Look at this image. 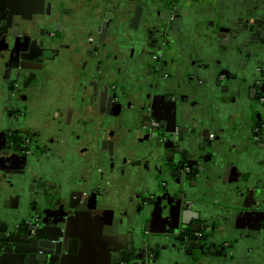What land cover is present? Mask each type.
<instances>
[{
  "label": "flooded vegetation",
  "instance_id": "1",
  "mask_svg": "<svg viewBox=\"0 0 264 264\" xmlns=\"http://www.w3.org/2000/svg\"><path fill=\"white\" fill-rule=\"evenodd\" d=\"M75 1L78 4L80 1L94 2L41 0L40 5L38 2L28 26V35L25 36L28 43L23 47L28 58L7 57L0 66V259L2 247L13 244V240H20L19 231L36 232L39 238L44 237L45 231L50 238L63 241L66 237L70 241L68 229L75 223L73 211L80 210L83 203L97 192L101 208L112 210V201L102 189L103 185L110 186L111 181H104L102 175H108L111 169L117 170L120 165L115 162H118L123 163V167L128 166L131 175L139 163L146 169L143 189H139L142 192L139 211L143 216L140 218L145 221L146 231L143 234L148 240L147 247L142 239L140 242L146 249L145 254H141L142 264L146 257L149 264H201L199 262L205 260L235 261L240 264L248 260V264H264V243L259 232L255 233L252 243L248 239H241L240 235L233 237L231 231L224 229L227 224H231L234 216L220 212L219 208L223 207L232 213H246L242 209L245 204H241L231 193H238L235 191H241L246 185H253L249 183L250 180L245 181V178L240 181V176L243 177L247 169L240 167L242 173L237 170L238 176L236 173L231 175L229 165L224 167L214 160L215 155H218L215 154L216 147L209 146L208 141L214 113L204 114L196 107L201 88L208 83L205 78L211 79L212 72H208V76L199 71L194 73L193 67H209L211 70L213 67H223L214 63L211 49L208 50L214 46H209L213 43L212 38L218 35L215 31L212 33L218 23L213 21V16L208 15L213 14L211 6L215 3L220 5V0L97 2L93 6L106 22L102 26L101 36L92 44L87 54L82 56L88 58V62L79 61L80 81L77 85L76 110L82 104L91 106L92 102H96L95 105H98L104 118L100 122H87L82 114L79 118L67 114L62 125L58 119L60 115L56 112L46 115L48 119L39 123L33 114L30 118L35 122L30 124V106L24 98L25 88L38 101L43 97L39 90L46 88L48 83L57 81L58 73L54 72L50 62L62 59L63 64L66 63L61 52L69 50L68 45L64 44L68 27L64 25L62 18L66 14L74 15L65 6ZM201 2L210 7L197 6L196 3L199 5ZM185 14L190 23L185 22ZM206 15L210 19L206 18L205 21L203 17ZM88 17L91 18V14L86 18ZM142 21L147 22L146 27L140 25ZM57 28L60 30L56 35L53 32ZM189 28L194 33L200 30L205 35L204 43L198 46L202 48L196 59L190 57L191 51L187 53V45L195 43L189 36ZM16 33L18 34L16 30L11 31L12 35ZM37 41L42 48L31 45ZM224 42L232 44L229 39ZM53 51L56 53L54 56ZM47 57L49 59L44 60ZM41 61L43 68L36 67L34 63L39 64ZM239 66L250 67L249 59H240ZM165 67H170L172 73ZM179 67H189L187 78H178L176 73H179ZM251 76V82L255 83L251 86L253 88L249 90V95L258 105L257 109L264 108L263 79L260 81L261 76L255 73ZM212 82L214 85H221L218 81ZM85 85L93 88L92 102L87 98L81 102ZM217 89L218 94L223 95L221 89ZM235 107L231 106L233 110ZM180 113L182 119L179 122ZM227 117L228 115L221 116L222 119ZM261 124L263 123L257 121V127ZM68 126L73 128L70 134ZM228 127L230 128L229 125ZM130 143L137 144L134 146ZM119 145L121 150L116 153ZM148 146H151V150L147 153L146 160V156L142 155ZM132 150H137L135 157L124 156V153ZM158 150L163 168L162 175L155 179L150 168L153 155ZM90 153L94 157L99 156L100 168L92 173L93 187L85 188V180L80 182V179L76 180L73 176L78 174L79 155L92 165L93 160L88 156ZM109 153H116L111 157L115 156L114 162L109 161ZM60 155L66 157L62 167L58 163ZM109 163L111 166H108ZM162 178L164 180H160ZM218 178L225 183L223 192L205 190V185L215 184ZM93 189L97 192L94 193ZM79 191L82 193L81 198L73 197ZM71 197V208L58 213L62 204L67 206ZM257 202L264 204L260 198ZM163 206L166 207L164 217L161 216ZM85 211L92 212V209ZM95 214L92 217L86 214L91 221L81 218L83 222L91 224L92 229L94 225L106 222L96 218ZM120 215V223L124 218V223L128 221L124 214ZM244 216L245 214L242 215L244 220L249 218L248 214L247 217ZM5 218L15 225V229L10 228L12 231H8L12 232L7 235L10 236L9 243L2 239L3 231L7 229L2 226ZM150 218L154 223H150ZM136 224L134 221L133 225ZM153 230L161 233L152 234L150 236L154 239H149L151 237L148 233ZM260 234L263 236L261 232ZM158 245L160 248L156 249ZM59 256H62L61 264L69 262L63 258L62 252L55 258ZM122 262L128 264V259L124 258Z\"/></svg>",
  "mask_w": 264,
  "mask_h": 264
},
{
  "label": "crops",
  "instance_id": "2",
  "mask_svg": "<svg viewBox=\"0 0 264 264\" xmlns=\"http://www.w3.org/2000/svg\"><path fill=\"white\" fill-rule=\"evenodd\" d=\"M38 2L40 5L41 0L30 2H28V0H21V7L18 12L19 16L18 18L15 16L14 24L7 25L6 21L0 23V26L4 27L3 29L1 28L2 31L0 32V66L5 63L7 57L28 58L26 53L23 52V47L28 43L25 41L27 39L25 36L28 35V30L30 29L28 26L31 24L33 18L32 11L37 7ZM97 2L100 3L103 1L94 0V2L85 1L84 3L80 1L79 4L75 1V3L65 6L68 7L70 11L74 12V15L70 16V14H66L62 18L64 25H67L68 27V33L66 34V41H68H65L64 44L68 45L69 50L61 52L66 58V63L65 67H62V69L57 72L58 76L56 82L60 83L62 89L60 90L61 97L58 101V108H52L51 110L49 107L44 106L42 102L44 98L40 97L38 99L39 103L38 101L37 103L35 102L37 106L35 107L34 114L36 121H38L37 123L40 121H46L48 119L46 115H48L50 111H52V115L56 112L59 113L60 117L58 119L61 120L62 125L66 121L65 118L67 114H70V117L76 116L77 118L82 114L87 122H93L94 120L100 122L104 118L98 105H95L96 102H92L93 99H91V96L93 94V88L91 85H85L87 88L84 86L83 94L81 95V102L87 98L92 102V105L88 106L85 104L86 106H83L82 104V106H79V110H76L78 108L77 85L80 81V67H78L79 61L88 62V58L82 56L87 54L88 50L93 46L92 44H94V42L101 36L103 33L102 26L104 27L106 22L105 19H102L101 15L97 14L98 10L93 6L97 4ZM11 4V0H0L1 14L5 11V7ZM196 4L197 6L201 5L203 8L210 7L205 2H201L199 5L198 3ZM100 5L103 6V4ZM211 8H213V14L208 16H213V21H216L218 26L222 29L219 30L218 26L212 29V33L215 31L218 35L212 38L214 44H209V46H214L208 50L210 51L211 49L214 63L223 67H213L212 70L209 67H193L194 73L199 71L203 75L206 73L208 76V72H212L211 79L208 77L205 78L206 83H208L201 88V95L199 100H197L198 104L196 107L204 114H207L208 112L214 113L213 117L210 114V117H212L213 120L211 121L212 129H209L211 132L208 134V141H210L209 146L216 147L215 154H218L217 156L215 155L214 160L220 165L223 164L224 167L229 165L231 175H235V173L237 175V170H239L240 167L247 169L243 177L240 176V181L245 178V181L250 180L251 182L249 181V183H252L253 185L252 187L251 185H246L241 191L237 188L241 193L239 191L235 192H238L239 194L231 193L235 199L241 202V204H245L242 209L246 213H232L230 210L223 207L219 208V211L224 212L226 215L234 216L231 218V224L229 223L224 227L227 232L231 231L230 233L233 237L240 235L241 239H248V241L251 242L255 238V233L259 232V235L263 238L261 240L264 243V204L257 202L259 198L264 202V143L258 142L260 141V135L264 136V108L261 107L260 109H257L258 105L254 103V100H252L249 95L253 88L251 86L255 83V81L251 82L252 74L254 75L255 73L260 75V81L263 79L262 82L264 83V0H220V5L215 3ZM89 14H91V18H86ZM126 16L129 17V15ZM183 18L185 19V22H189L187 14H185ZM206 18L210 19L207 15L203 17L205 21L207 20ZM77 22H80V24ZM140 25L146 27L147 22L142 21L140 22ZM204 25L205 24H203V26ZM58 29L59 28L53 33H56L57 35L60 30ZM12 30H16L18 34L16 33L15 35H12ZM190 30L191 28H189V36H191V40L199 44L197 45L193 43L187 45V53L191 51L190 57L192 56L196 59L198 57V52L202 48L198 46H200V43L205 39V35L204 32H201L200 30L196 33ZM228 39L232 41L231 45L224 42L225 40L228 41ZM31 45L36 48H42L38 41ZM88 47L90 48L88 49ZM204 48L205 47L203 46V49ZM243 58L249 59L251 64L250 67L239 66V60ZM244 61L246 62L245 59ZM261 62L262 64H260ZM199 63H201V61H199ZM230 65L231 67H229ZM165 68L172 73L170 67ZM178 70L179 73L176 74L180 80L188 77L187 73L189 72V67H179ZM212 80L215 81V83L218 81L221 85H214ZM217 88L221 89L223 95L218 94L219 90ZM222 88L225 90L222 91ZM39 91L44 94L47 91V88H41ZM139 101L141 100H138V102ZM232 105L236 106L234 110L231 108ZM176 106L177 109H179V105L176 104ZM205 107L207 109H205ZM148 114H150V108H148ZM179 115L178 120L180 119L181 121L182 115L181 113ZM224 115H228V117L222 119L221 116L223 117ZM257 121L263 124H261L260 127H257ZM72 131L73 128L69 127L68 133L70 134ZM69 134L67 135L66 140ZM130 144L135 146L137 143ZM118 147L119 148L117 149L119 150H116V153L121 150L120 145ZM150 147L151 146L146 147L145 154L142 155V157L146 156V160L147 153L151 150ZM115 154L112 153V155ZM134 154L137 155V150L127 151L124 153V156L131 158L135 157ZM64 155L59 156V160H61L58 163L61 167L66 161V157H63ZM112 155L109 153L108 159L109 161L114 162L115 156L114 158H111ZM88 156H91L93 160L92 165L90 166V162L89 164L86 162L85 157L79 155L77 159V163H80V166L78 165V174L73 176L76 180L80 179V182L85 180V188H88L89 186L93 187L92 173L95 170L97 171L98 167L100 168V162L98 161L99 156L94 157L92 153L88 154ZM141 160H143V158ZM115 163L118 166L120 165L117 170L111 169V172L108 175L106 173L104 176L102 175L104 181L110 179L111 185H101L104 192L106 191L105 194H108L109 199L112 201V210L101 208L100 204L99 207L96 206L95 209L102 212L101 214L96 213V218L100 220L102 219L106 222L101 225H94V229L91 228V224L85 223L81 220L82 217H85L88 221H91L92 219L87 217H92L94 212L92 214L91 211H80L78 209L73 211L75 223L72 224L68 231L71 235L70 242L76 240V245L74 247L76 254L70 256L68 255L69 253H67V250H62L61 252L64 257L69 261L65 264H122L124 258L128 259V262H126L128 264H142L141 254L142 252L145 254L146 249H144V246L147 247L148 240L144 235V231H146L144 228L145 221L142 225H139V221L141 220L140 217H143L141 210L139 211L140 203H142V192H140L139 189H143V182L146 177L144 170L146 169L142 163H139L137 166L138 169H133L134 174L131 175L128 166L123 167V163ZM108 166H111V164L109 163ZM240 173H242V171H240ZM224 184L225 183L218 178V180L215 181V184L205 185V190L213 189L218 192H223V187H225ZM109 187H112V189L110 190ZM85 188L83 187L82 189L87 191ZM94 189L92 191L96 193L97 191ZM253 201L256 203L253 204ZM161 209V216L164 217L166 214V207L163 206ZM120 214H124V216L128 218V221L124 223V218L120 223L122 218ZM244 214V217H247L246 214H248L249 218L244 220L242 217ZM110 219H112V221L116 220L117 224L114 225L110 222ZM3 220L2 226L7 229H15V225L11 220L7 218ZM134 221L137 222L136 225H133ZM150 223H154L151 218ZM157 233L161 232L153 230L148 234L150 236L152 234L156 235ZM141 239L145 243L144 246L140 245V242H142ZM149 239H154V237ZM241 239L239 238V241H241ZM68 247H70V245H68ZM36 248L37 247H32L31 245H22V251L16 255L11 254L10 252H2L0 264H24L23 260L18 258V255L19 257H23V254L26 252H33ZM159 248L158 245L156 249ZM199 263L240 264L235 261L209 262V260L200 261ZM248 263V260L244 261V264ZM143 264H149L147 257L143 261Z\"/></svg>",
  "mask_w": 264,
  "mask_h": 264
},
{
  "label": "water",
  "instance_id": "3",
  "mask_svg": "<svg viewBox=\"0 0 264 264\" xmlns=\"http://www.w3.org/2000/svg\"><path fill=\"white\" fill-rule=\"evenodd\" d=\"M4 27L0 26V30L2 31V29ZM49 58H44V60H48ZM36 65V67H41L43 68L42 65V61L41 63L37 64L34 63ZM180 122V119H179ZM260 141H258L259 143H264V136L260 135L259 138ZM162 145V144H161ZM160 147V146H159ZM152 167L150 168V173L151 175L154 176L155 179L159 178V176L162 175V169L163 168L161 165V153L160 151H156L155 155H153V159H152ZM161 164V165H160ZM159 169H161V171H159ZM160 180H164V178L160 179ZM162 182V181H161ZM97 194H94V196L92 198H90L89 200L85 201L83 203V205L80 207L81 209H85V210H91L92 212L95 213H102L100 210L95 209L96 206L99 207L100 201L98 200L97 197H99ZM73 197H78L81 198L82 193L76 192L73 194ZM73 197H71V199L68 203L67 201V206L63 205L59 208L58 213L61 212H65L69 207L71 208V203L73 201ZM78 205V203L76 204V206ZM76 206L74 208H76ZM73 207V206H72ZM63 210V211H62ZM110 221H112V219H110ZM112 223L114 225L117 224V221L113 220ZM144 223V220L141 219L139 221V225H142ZM11 229H4L3 231V236L2 239H4V242L9 243L10 242V236H7L8 234H12V232H8ZM12 231V230H11ZM45 235L43 238H39V236L37 235L36 232L30 231V232H22L19 231L18 232V236L19 239L18 241L13 240V244H8V246L6 247H2V252H10L13 255H16L17 253H20L21 250V246L22 245H31L32 247H37L33 252H26L25 254H23V257H19L21 260H23L24 264H61L62 261V256L55 258L56 256L60 255L62 250H67V253H69L68 255L72 256L74 254H76L75 252V245H76V240H72L71 242L67 240V238L65 237V239L63 241H59L58 239H55L53 237H49L48 235H46V232L44 231ZM58 243H55V242ZM68 245H70V247H68ZM68 247V248H67ZM64 259L66 257H63ZM68 258V257H67Z\"/></svg>",
  "mask_w": 264,
  "mask_h": 264
},
{
  "label": "rangeland",
  "instance_id": "4",
  "mask_svg": "<svg viewBox=\"0 0 264 264\" xmlns=\"http://www.w3.org/2000/svg\"><path fill=\"white\" fill-rule=\"evenodd\" d=\"M20 1L21 0H11L12 4L5 7V11H3L2 14L0 12V19H1L0 23L6 21L7 25L14 24L15 16L17 18L19 16L18 12L20 11L19 8L21 7ZM28 2H30V1L28 0ZM33 12H34V10L32 11V14H33ZM77 23L80 24V22H77ZM54 54H56V53L53 51L52 56H54ZM50 66L53 67L54 72L57 73L58 70L62 69V67H65V64H63L62 59H56V60L50 62ZM78 66H79V64H78ZM46 88H47V91L44 94L43 93L41 94V96H43L42 98H44L42 101L44 106L49 107L50 110L52 108H58V105H59L58 101L61 97L60 90H62L60 83L59 82H55V83L50 82L46 85ZM24 93H25L24 98L28 102V105L30 106V108H29L30 114L28 115L29 116L28 121L31 124V122L32 123L35 122L30 117H31V115L34 114V110L36 107V104L34 102L37 103V100H34L31 97L32 93H30L28 88H25ZM53 97H54V99H53ZM38 103H39V101H38ZM48 114L51 115L52 111H50Z\"/></svg>",
  "mask_w": 264,
  "mask_h": 264
}]
</instances>
